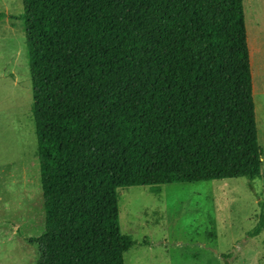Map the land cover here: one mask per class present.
I'll return each mask as SVG.
<instances>
[{
	"label": "trees",
	"instance_id": "trees-1",
	"mask_svg": "<svg viewBox=\"0 0 264 264\" xmlns=\"http://www.w3.org/2000/svg\"><path fill=\"white\" fill-rule=\"evenodd\" d=\"M23 6L46 223L30 239L37 264H125L137 241L121 230L120 187L262 176L244 0ZM263 230L264 210L250 235Z\"/></svg>",
	"mask_w": 264,
	"mask_h": 264
},
{
	"label": "rangeland",
	"instance_id": "rangeland-1",
	"mask_svg": "<svg viewBox=\"0 0 264 264\" xmlns=\"http://www.w3.org/2000/svg\"><path fill=\"white\" fill-rule=\"evenodd\" d=\"M244 8L247 31L258 33L264 0ZM23 10V0H0V264H37L30 239L46 225ZM254 99L264 151V90ZM118 195L121 230L137 241L125 264H264V230L250 235L264 210V154L253 181L129 186Z\"/></svg>",
	"mask_w": 264,
	"mask_h": 264
},
{
	"label": "crops",
	"instance_id": "crops-1",
	"mask_svg": "<svg viewBox=\"0 0 264 264\" xmlns=\"http://www.w3.org/2000/svg\"><path fill=\"white\" fill-rule=\"evenodd\" d=\"M247 34L253 76V90L255 93L264 90L262 78L264 72V27L259 28L258 33L255 30L254 32H249L248 30Z\"/></svg>",
	"mask_w": 264,
	"mask_h": 264
}]
</instances>
